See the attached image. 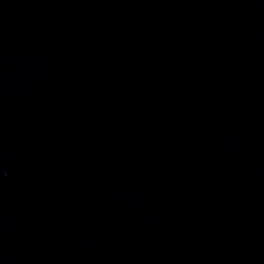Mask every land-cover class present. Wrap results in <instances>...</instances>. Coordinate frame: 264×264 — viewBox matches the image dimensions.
Segmentation results:
<instances>
[{
    "label": "water",
    "instance_id": "1",
    "mask_svg": "<svg viewBox=\"0 0 264 264\" xmlns=\"http://www.w3.org/2000/svg\"><path fill=\"white\" fill-rule=\"evenodd\" d=\"M0 264H264V0H0Z\"/></svg>",
    "mask_w": 264,
    "mask_h": 264
}]
</instances>
